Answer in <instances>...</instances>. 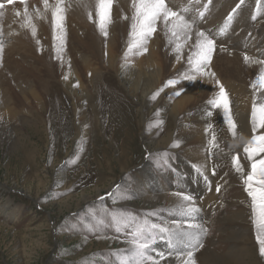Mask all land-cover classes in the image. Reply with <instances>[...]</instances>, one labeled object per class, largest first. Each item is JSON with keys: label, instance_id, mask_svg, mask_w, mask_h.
<instances>
[{"label": "rangeland", "instance_id": "obj_1", "mask_svg": "<svg viewBox=\"0 0 264 264\" xmlns=\"http://www.w3.org/2000/svg\"><path fill=\"white\" fill-rule=\"evenodd\" d=\"M214 1V9L230 3V11L236 9L243 15L241 8L246 5L251 6L252 11L251 24L246 26L248 29L243 28V21L235 23L236 26L232 24L235 26L232 28L227 26L223 33H220L223 24L219 25V29L207 28L214 29L213 34H219L214 38L215 45L218 43L216 48L226 46L254 59H264V9L259 6L264 0H259V3L258 0ZM190 4L196 13H204L202 23L208 20L207 23L211 25L210 15L214 9H208L199 3ZM233 5L235 7L231 10ZM237 5H240L238 9ZM181 11V15L185 16L186 12ZM254 16L256 19H253ZM187 19L191 22L194 20L192 16ZM201 26L203 25L200 24L199 27ZM236 27L247 34L238 33L241 35H237L235 39L222 35L230 34ZM210 32L206 35L209 36ZM249 35L253 42L249 41ZM220 41L222 44H219ZM50 86L64 99H58L57 103L52 97H56V93L47 96V108H41L43 121L23 124L21 128H16L14 122L2 123L6 127L0 134V264H119L121 260L127 259L126 250L131 248V228H122L117 232L111 219V214H120L121 209L124 214H132L141 221L146 219L150 223L177 232L176 226L171 224L174 220L167 222L168 219L163 214H152L150 209L154 208L153 203H145L136 196L139 193L135 191L136 185L139 183L133 182L136 178L135 170L149 162H153L161 173L172 174L171 192L192 195L199 210L206 213L202 223L207 222L204 225L207 231L201 241L203 246L198 245L195 249L196 259L202 248L208 244L225 254L224 252H229L237 243L236 249L237 252L240 251L239 259L243 264H264V256L259 254L252 199L245 190L244 183L245 177L251 171L252 161L244 152V146L240 147L230 133L218 108L212 111L215 115V130L209 137L211 145L207 152L212 166L207 173L199 166L189 164L190 161L184 156H177L179 152L175 148L180 145L178 141L166 148L159 147L148 151L146 143H149V134L154 135L160 131L161 136L167 131V126H164L166 124L161 119L162 113L158 110L149 121L143 122V116L137 112V102L130 100V96L118 83L115 88H108L110 93L107 90L101 91L100 107L99 102L97 105V98H90V120L86 124L84 122L89 128V135L85 137H77V119L70 96L57 81L50 80ZM156 99L157 97L154 101ZM123 100H128L127 104L122 105ZM93 115L97 116L96 119ZM237 128H241L238 122ZM213 134L216 138L215 145L212 143ZM251 137L246 141L251 140ZM237 154L241 171H237L232 162L233 156ZM262 156L264 154L256 156L255 159ZM172 159H182V163L178 167L173 166ZM123 165L128 166L125 172ZM217 186L220 191H217ZM210 207L213 212L209 211ZM237 210L244 214L242 221L226 224L215 222L219 215L222 217ZM177 215L178 213L169 214L168 217ZM220 227L228 230L242 228L243 239L240 237L241 240H236L235 243L230 241L229 234L221 235L225 230H220ZM155 236V242L148 249V254L155 251L154 258L160 264H172L167 260L174 255L179 239L173 238L170 245L167 233L157 231ZM188 241H191L190 237L185 238V242ZM160 253L164 254L163 258ZM201 260L199 257L197 263H237L229 257L226 261L211 259L201 263Z\"/></svg>", "mask_w": 264, "mask_h": 264}, {"label": "bare ground", "instance_id": "obj_2", "mask_svg": "<svg viewBox=\"0 0 264 264\" xmlns=\"http://www.w3.org/2000/svg\"><path fill=\"white\" fill-rule=\"evenodd\" d=\"M190 2L199 3L208 9L211 7L214 9L216 4L214 0H166L168 6L180 14L181 10L187 9L186 19L190 16L194 18L189 37L181 36L178 41L173 40L167 34L163 22L158 21L156 32L147 39L144 46L147 51H144L143 48L129 49L131 17L135 11L132 6L133 0H113L111 21L106 26L107 36L98 27L96 0H62L60 6L63 8L65 17L62 40L54 39L53 32L52 11L57 0H48L47 8L43 0H26L25 3H22L21 0H14L10 5L7 0H0V3L4 4V7L0 9V45H2V51H0V134L6 127L2 123L14 122L16 128H21L23 124L43 121L41 108L46 107L47 96L56 93V97L52 96L55 98L54 101L64 99L60 94L58 95L59 92L53 89V86H50V80H54L72 100L77 119V137L88 136L89 128L85 124L90 120L88 112V105L92 103L89 102L90 98H97V105L99 102L100 107L99 95L102 94L101 91L107 90L110 93L108 88H115L118 83L121 89L123 88V91L130 96V100L137 102V112L143 116V122L149 121L148 119L158 110L162 113L161 119L163 123L165 122L164 126H167V131L161 136L159 135L160 131L153 133L154 135L149 134V143L145 142L148 151L150 152L153 148H166L171 143L178 141L180 145L175 148V151L179 152L177 156L179 158L184 156L190 161L189 164L193 163L208 173L212 165L207 148L211 145H209L211 132L214 133L215 130L214 114H212L214 107L210 105L209 101L217 96L220 84H222L230 100L231 117L236 123V135L230 133L240 144V147L244 146L246 140L254 134L252 131L253 104L264 103V86L257 82L258 74L264 72V63H260L264 59H254L247 55L250 59L246 62L245 55L232 51L226 46L216 48L217 43L211 61L204 69L205 72L215 75L196 74L194 65L189 63V56L195 50L197 33L203 31L208 34L209 31H214L212 28L208 30V27L219 29L221 24L224 27L226 18L233 11L228 8L230 3L224 7L218 4L221 8L217 9L216 7L211 13V25H209L208 20L202 23V19L205 17L201 18L200 13L192 10ZM259 6L264 9V1ZM234 7L235 5L231 7V10ZM250 7L246 5L241 8L243 15L236 10L232 19L227 21L228 27H235L239 21H243V25H245L243 28L246 29V26L252 21H250L252 12ZM25 8H27V16ZM89 12L92 13V19H89ZM242 16L244 17L242 18ZM200 24L203 25L201 28ZM33 26L36 29L35 35L32 32ZM249 28L251 27L249 26ZM211 32L209 37L214 40L216 34L217 36L219 34L214 32V36ZM242 32L247 34L243 29L238 30L236 27L230 34L222 35L225 38H234L241 35ZM55 35L60 37L59 30ZM248 39L253 42L250 35ZM177 43L181 44L179 51L176 48ZM231 46L233 47V45ZM188 75H195V79H186L185 77ZM170 79L177 80L178 83L167 86L166 82ZM160 89L163 90L158 91ZM177 92L180 95L177 96L175 94ZM116 94L118 96L117 92ZM155 97H157L156 101H154ZM127 101L123 100L122 105L127 104ZM218 110L224 117L225 121H223L227 123L223 108H218ZM234 114L236 119H234ZM237 122L241 128H237ZM263 131L264 129L258 128L256 133ZM239 140H241L240 143ZM172 162L171 165L178 167L182 163V159H172ZM127 167L123 165V172ZM135 172L136 178L133 182L139 183L135 190L137 193L139 192L136 195L137 198H142L145 203H153L154 208L150 209L152 214H163L165 219H168L167 222L174 220L175 222L171 224L176 226L178 233L199 234V243L201 244L205 232H200V229L189 227V225H200L204 229L207 222L202 223V220L206 213L199 210L191 216L181 214L182 208L192 205L199 209V205L194 199L190 202L184 201L181 196L171 192L172 174L161 173L153 162L141 166ZM209 211L213 212V209L210 207ZM175 213L178 215L168 217L169 214ZM220 216L215 220L219 224L233 223L244 219V214L238 210ZM220 230H225L221 235L228 236L229 234L228 238L233 242L239 241L240 237L244 235L242 228L228 230L225 227L222 229L220 227ZM190 240L191 243H196L191 237ZM184 242L179 239L175 245L178 250L174 249V255L168 258V263L184 264L188 260L186 253L192 249L187 246L189 241L185 242V245ZM236 245L237 243L231 247L229 252L221 254L208 244L202 248L198 258L202 259V263L211 259L226 261L229 257L237 261L236 264H243V261L239 259L240 251L237 252ZM181 252L184 255L177 256ZM150 253L154 257L155 251H150ZM196 257L194 250L193 259L195 264H198Z\"/></svg>", "mask_w": 264, "mask_h": 264}, {"label": "snow or ice", "instance_id": "obj_3", "mask_svg": "<svg viewBox=\"0 0 264 264\" xmlns=\"http://www.w3.org/2000/svg\"><path fill=\"white\" fill-rule=\"evenodd\" d=\"M14 0H7L8 4H12ZM22 3H25L26 0H21ZM45 7L47 8L48 0H43ZM243 2V0H241ZM113 0H96V17L97 23L100 31L107 36L106 26L111 21V6ZM259 3V0H258ZM62 0H57L56 5L52 11V23H53V32L54 39H63L64 27L63 21L65 19L63 15V8L60 6ZM135 9L131 19L132 24L130 25V43L129 49L133 48H143L144 51L147 49L144 47L149 36L156 32V25L158 21H162L167 34L171 36L173 40L178 41L181 36L185 38L189 37V32L193 27V22L185 18L184 15H181L179 12L174 11L168 6L166 0H133L132 4ZM4 7L3 3H0V9ZM240 5H237V9ZM183 11L187 12V9ZM236 9L233 10V13H230L226 18L224 27L220 29V33H223L227 28V21L231 20ZM19 15V12H17ZM25 15L27 16V8H25ZM89 19H92V13L89 12ZM200 17L203 18L204 13L201 12ZM30 19V18H29ZM255 19V16L253 17ZM59 30L60 37L55 35L56 31ZM35 27H32L33 35H35ZM176 48L179 51L181 44L177 43ZM215 49V41L211 39L205 32L200 31L197 33V41L195 45V50L189 56V63L194 65L196 74L201 75H212L214 73L205 72L204 69L208 66L211 61L212 54ZM0 51H2V45H0ZM245 61H249L247 54L244 56ZM260 63H264L261 61ZM67 79V77H65ZM186 79H195V75H188ZM257 82L264 86V72L258 74ZM167 86H172L178 83L177 80H168ZM219 84V81H217ZM255 87V85H253ZM160 89L158 91H162ZM158 94V92H157ZM177 96L180 95L179 92L175 93ZM210 105L214 108H223L226 121L230 132L235 136L236 135V123L232 119L230 114V100L223 87L220 84V91L217 96L209 101ZM252 131L253 135L251 140L246 141L244 145V152L246 153L248 159L252 161L251 171L245 177V190L248 192V195L252 199V209L254 215V223L257 226V241L259 244V254L264 256V156L260 159H255L256 156L264 154V132L259 135H256L257 129H264V103L259 105L253 104L252 109ZM212 143L215 145L216 138L213 135ZM233 166L237 171H241V166L239 163V155H235L232 158ZM199 171V169H197ZM214 173V170H213ZM205 179H207L205 177ZM219 186H217V191H219ZM181 196L184 201L190 202L192 197L184 193H177ZM199 209L195 206L189 205L181 209V214L186 216H191L193 213L198 212ZM112 222L115 226V230L120 232L122 228H131L129 233L131 239L129 241L131 248L126 250L128 257L125 260H121L119 264H159L152 255L148 254V249L155 242V233H167L169 237V244L171 245L172 239H180L181 242H184L185 237H191L196 243L188 242V247L192 250L187 251L186 255L188 260L184 264H195L193 259L194 250L196 249L197 244L200 247L203 245L199 243V234L193 235L192 233H178L170 230L167 227L158 225L155 223H150L148 220H139L132 214H124V210H120V214L112 213L111 214ZM189 227H194L200 229V232H206V229H203L200 225H189ZM163 238V237H161ZM172 253L170 252L169 255ZM163 258L164 254H159ZM184 255L183 252L178 253V256Z\"/></svg>", "mask_w": 264, "mask_h": 264}]
</instances>
